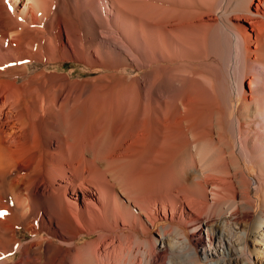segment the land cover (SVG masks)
<instances>
[{
    "label": "bare ground",
    "instance_id": "1",
    "mask_svg": "<svg viewBox=\"0 0 264 264\" xmlns=\"http://www.w3.org/2000/svg\"><path fill=\"white\" fill-rule=\"evenodd\" d=\"M263 253L264 0H0V264Z\"/></svg>",
    "mask_w": 264,
    "mask_h": 264
},
{
    "label": "rangeland",
    "instance_id": "2",
    "mask_svg": "<svg viewBox=\"0 0 264 264\" xmlns=\"http://www.w3.org/2000/svg\"><path fill=\"white\" fill-rule=\"evenodd\" d=\"M56 65V64H55ZM55 65L51 66V70L55 69ZM57 70L61 73H65V74H69V73H73L74 77L83 74L85 77H89L90 76V71L88 68H86L84 65L82 64H77V63H67L65 64V67H57ZM83 71V72H82ZM127 73H131V71H127ZM140 72H132L131 75H139ZM78 74V75H77ZM88 74V75H87ZM81 78V77H79ZM250 174L253 175V171H250ZM259 211V208L256 209V212ZM168 225V222H158V224L155 226V228L153 229V236L156 237V231H158L161 227ZM27 238H29V236H27ZM87 237L82 238L81 242H84L85 240H87ZM262 255V254H260ZM15 259V257H14ZM254 261L256 264H264V253L263 256H256V258H254ZM209 264H213V263H209Z\"/></svg>",
    "mask_w": 264,
    "mask_h": 264
}]
</instances>
